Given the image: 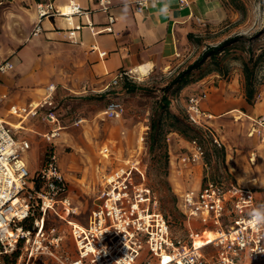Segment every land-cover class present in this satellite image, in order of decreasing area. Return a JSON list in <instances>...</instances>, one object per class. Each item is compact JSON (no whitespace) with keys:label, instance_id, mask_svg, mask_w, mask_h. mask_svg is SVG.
I'll return each instance as SVG.
<instances>
[{"label":"built area","instance_id":"built-area-1","mask_svg":"<svg viewBox=\"0 0 264 264\" xmlns=\"http://www.w3.org/2000/svg\"><path fill=\"white\" fill-rule=\"evenodd\" d=\"M149 1L136 0V9L142 11ZM99 4L108 12V21L101 28L93 20H83V16H89L90 9L76 1L63 6H58L55 0L38 1V17L32 34L37 36L44 31L45 18L58 16L67 22V27L58 30H65L72 41L85 27L95 34L114 31L116 16L109 11L112 1L99 0ZM92 49H97V45L93 44ZM99 53L105 55L107 51ZM14 67L12 59L3 60L0 75ZM130 77H133L132 70H119L108 86H118ZM56 90V84L50 83L39 100L29 103L8 101L6 117L0 116V255L12 254L20 248L22 252L13 264H28L31 258L46 252L55 255L59 264H264V228L248 223V213L260 205L253 187L225 185L209 178L198 188L184 190L181 205L188 222L195 219L204 229L199 232L190 227L185 238L174 236L169 218L156 207L155 196L145 181L146 168L139 156L127 158L103 176L98 202L87 223L74 222L63 216L60 205L72 216L78 214L79 207L74 204L70 180L61 169L58 155L52 150L47 153L31 185L30 170L23 156L31 142L18 137L17 127L7 119L12 116L21 121L38 118L50 126L43 133L44 137L54 141L64 127ZM208 93V89H202L187 95L186 117L191 125L210 137L213 145L223 147L224 141L211 121L215 114L204 106ZM7 97V93H0V100ZM104 112L107 118H121L126 106L121 99L112 98ZM83 121L80 117L74 123ZM249 133L264 141V113L251 116ZM189 143L190 148L181 156L180 162L185 165L204 163V143L198 137ZM255 156H251L252 163L256 161ZM36 211L38 215L35 216ZM49 212H55L70 223L78 249L75 258L61 260L51 249V244L59 246L62 236L49 238L46 228ZM30 220L33 221L28 225ZM9 228L14 234L8 231ZM206 231L213 232L214 237L204 244H197L198 236ZM210 245L214 250L208 249ZM145 248L147 252L143 254ZM0 264L7 263L0 258Z\"/></svg>","mask_w":264,"mask_h":264},{"label":"rangeland","instance_id":"rangeland-1","mask_svg":"<svg viewBox=\"0 0 264 264\" xmlns=\"http://www.w3.org/2000/svg\"><path fill=\"white\" fill-rule=\"evenodd\" d=\"M2 1L6 2L3 4L6 8L5 11L0 10L1 29L5 24L10 25L12 20L15 25V19H22V15L28 13L26 7L31 8L32 4L35 6L34 0ZM223 1L229 8L230 15L217 25H205V30L199 36H192L193 47L187 50L184 60L175 65L173 63L166 67H159L143 78H139L133 72V77L123 80L116 87H108L102 91H90L95 89L87 83L88 91L81 93L70 91L66 86L63 88L62 83H58L57 98L60 105L64 107L62 117L64 127L61 135L52 142L29 129L24 130L21 135H25L32 141L29 150L23 154L28 161L31 185L34 184L33 177L41 168L47 153L52 150L58 155L61 169L70 180V193L74 204L79 207L78 214L72 216L67 208L60 205L59 211L63 216L80 223H87L98 202L103 176L131 156L141 158L146 168V184L155 196L157 209L169 218L174 236L185 238L190 227L199 232L204 229L203 225L195 219L188 222L181 205V193L186 189L198 188L209 178L224 182L225 185L234 183L253 186L257 190L261 205H264V141L256 135H248L251 118L243 115L242 118L237 119L232 112L227 113L230 110L210 109L216 114L211 121L224 141L225 158L212 149L213 143L210 137L198 127H195L197 131L190 132L188 137L176 131L168 133L167 148L170 157L167 165L163 156L164 148H157L152 153L149 147L148 133L151 118L164 93L171 98V109L186 117L184 99L187 98V93L184 94V89L190 84L182 87L181 84L176 83L167 87L168 83L179 71L186 68L191 60L197 59L207 46L217 45L231 36L243 37L231 43L229 52L224 55L222 62L228 67V73L224 75L216 71L208 72V69L212 67L209 59L201 68L193 71V78L209 77L208 81L211 85L222 84L235 93L234 96L244 93L250 114L256 116L264 112V83L259 85V93L255 101L248 102L242 70V56L248 55L246 50L252 46L257 53L261 47H264V0H240L245 4L244 9L236 8L231 0ZM33 36L30 32L23 46L31 42ZM65 39L70 40L68 37ZM40 58L43 60L47 77L45 86L57 83L59 78L73 83L74 80L77 81L86 74L84 68L78 66L76 53L63 49L62 45H45ZM37 69L38 67L34 66L30 70V75ZM26 73V69L18 68L17 80ZM259 75H261L260 72ZM128 81L135 83L137 88L134 90L128 88L126 85ZM82 85L85 86L86 83ZM198 89L196 86L188 91ZM231 97L229 93L225 95V98L219 99L227 100ZM112 98H120L124 102L126 112L123 117L107 118L105 116V108ZM210 99L211 95L207 100L208 103ZM235 113L238 112L235 111ZM0 116L6 117L3 104H0ZM80 117H83L84 121L75 124L74 120ZM25 125L31 124L26 122ZM194 136H198L205 145L204 164H182L180 158L188 152L190 148L188 140ZM252 155H256L254 163L251 161ZM138 179L139 177L136 178ZM36 215H38L37 211ZM32 221H27V224L30 225ZM46 228L50 239L58 234L62 236L59 246L56 243L51 244V249L61 260L73 259L78 255L71 225L66 219L55 212H49ZM54 228H56L55 231ZM206 236L207 233H204V237ZM196 241H199V236ZM1 246L0 242V249ZM208 249L214 250L213 245H210ZM14 252L17 256L16 253L7 255L11 261H16L22 250L18 248ZM146 252L147 248L143 249L142 253L146 254ZM5 257V254L0 255L2 260ZM59 262L55 255L46 252L31 258L28 264H59Z\"/></svg>","mask_w":264,"mask_h":264},{"label":"crops","instance_id":"crops-1","mask_svg":"<svg viewBox=\"0 0 264 264\" xmlns=\"http://www.w3.org/2000/svg\"><path fill=\"white\" fill-rule=\"evenodd\" d=\"M70 1H76L90 9L89 16H83V20H93L98 28L104 26L108 21V12L101 9L99 0H55V3L58 6H63ZM111 1L109 11L116 16L113 25L114 31L112 32L95 34L88 27H85L79 32L75 41H70L65 39L68 35L65 30H58V28L67 27V22L62 17L45 18L43 22L44 31L31 37V42L23 46L27 35L32 33L38 17V0H34L35 6L32 4L31 8L26 7L28 13L22 15V19L14 20L15 25H13L12 20L10 25L5 24L2 29L0 28V62L10 58L15 63L12 70L0 75V93L8 94L7 99L0 100V104H3L5 108L8 101L29 103L44 96L47 77L40 53L44 50L45 45H62L63 49L76 53L78 66L84 68V72H86L84 77L81 76L73 83L59 78L55 83L56 86L62 83L61 87L63 88L66 86L70 91L83 93L88 91L86 87L88 83L90 87L95 89L90 91H102L109 87L108 84L119 70L133 71L140 64L151 63V73L159 67H166L173 63L175 65L183 61L188 53L187 50L193 47L192 36H199L205 30V25H217L230 15V10L223 0H187L183 3L181 0H157L156 2L150 0L148 6L142 11L136 9V0H127V18L122 20L121 15L125 7V0ZM165 3L169 7V14L167 15L160 12ZM3 4L6 2L0 0V10L4 9L5 11L6 5ZM76 19L78 18L76 17ZM93 44L97 45V49H92ZM101 50H106L107 53L100 55L99 51ZM192 61L194 60H191L190 63ZM34 66H37L38 69L30 75V70ZM18 68L27 70V73L23 77H19V80H17ZM208 79L209 77L191 83L184 89V94L187 93L188 95L193 92L188 90L196 86L200 90L208 89L213 93H208L204 102L206 108L213 111L230 110L227 113L232 112L237 119L242 118L243 115L249 118L253 116L249 113L244 93L234 96L235 93L227 87L222 86V84L220 86L211 85ZM207 81L208 83H206ZM82 83H86V85L83 86ZM57 93L56 90V96ZM229 93L232 95L231 98L219 99L225 98V95ZM210 95L211 99L208 103L207 100ZM184 103L186 105V98ZM60 107L62 120L64 107L61 105ZM7 119L14 125L23 124L22 127L16 129V134L20 138H26L21 133L28 129L44 137L43 133L50 128L48 124L38 118H28L21 121L12 116ZM26 122H30L31 125L26 126ZM250 128L251 125L248 128V135L252 136L249 133ZM30 142L32 144L31 140ZM26 162L28 161L26 160ZM257 197L261 205L258 194Z\"/></svg>","mask_w":264,"mask_h":264},{"label":"trees","instance_id":"trees-1","mask_svg":"<svg viewBox=\"0 0 264 264\" xmlns=\"http://www.w3.org/2000/svg\"><path fill=\"white\" fill-rule=\"evenodd\" d=\"M41 1V0H38ZM231 2L238 9H244L245 4L240 0H231ZM241 35H235L226 38L217 45H209L206 49L190 63L186 68L179 71L178 74L168 83L167 87H171L176 83L181 84L182 87L200 80V78H193V71L201 68L209 59L212 67L208 69V72L216 71L218 73L226 75L228 73V67L223 64V58L225 53L229 52L230 44L237 42L242 38ZM248 55L242 56L243 74H244V88L248 102H254L257 94L259 93V85L264 83V47L256 53L255 49L250 46L247 50ZM259 72L261 75H259ZM129 78L124 79L127 80ZM128 88L134 90L137 85L131 81L126 82ZM171 98L167 93H164L161 100L158 102L154 114L151 118L150 130L148 133L150 151L154 153L157 148H164V160L165 164L169 163V151L167 144V135L171 131H176L185 137L190 135V132L197 131L195 126L191 125L189 121L177 112H174L171 107ZM198 137V136H194ZM191 137L189 140L193 139ZM199 138V137H198ZM212 149L216 153H221L222 157H226L225 147H218L212 145ZM16 253V252H13ZM11 254H5V262L7 264H13L16 261L10 260ZM17 256V253L15 254Z\"/></svg>","mask_w":264,"mask_h":264},{"label":"clouds","instance_id":"clouds-1","mask_svg":"<svg viewBox=\"0 0 264 264\" xmlns=\"http://www.w3.org/2000/svg\"><path fill=\"white\" fill-rule=\"evenodd\" d=\"M127 12H128V7H127V0H125V7L122 10V15L121 19H126L127 18ZM161 14H169V7L167 3L164 4V6L160 9ZM249 219L248 223L251 225H255L258 228H264V205H259L255 208H253L249 213H248Z\"/></svg>","mask_w":264,"mask_h":264},{"label":"bare ground","instance_id":"bare-ground-1","mask_svg":"<svg viewBox=\"0 0 264 264\" xmlns=\"http://www.w3.org/2000/svg\"><path fill=\"white\" fill-rule=\"evenodd\" d=\"M152 70V64L151 63H143V64H140L138 66H136L134 69H133V72L135 74H137V76L139 78H143L145 75L149 74L150 71ZM20 126L16 125V127H22L23 124H20ZM74 222H77L74 220ZM8 231L11 233V234H14V230L12 228H9ZM204 233H207V236L204 237ZM202 233L201 235H199V241H196L197 244H204L205 242L209 241L210 239H212L214 237V233L211 232V231H206Z\"/></svg>","mask_w":264,"mask_h":264}]
</instances>
